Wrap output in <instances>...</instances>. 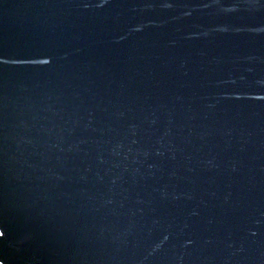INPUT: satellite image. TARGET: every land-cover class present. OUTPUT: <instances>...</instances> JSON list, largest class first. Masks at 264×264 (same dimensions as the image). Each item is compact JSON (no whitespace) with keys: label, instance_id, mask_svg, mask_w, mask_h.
<instances>
[{"label":"water","instance_id":"1","mask_svg":"<svg viewBox=\"0 0 264 264\" xmlns=\"http://www.w3.org/2000/svg\"><path fill=\"white\" fill-rule=\"evenodd\" d=\"M0 264H264V0H0Z\"/></svg>","mask_w":264,"mask_h":264}]
</instances>
